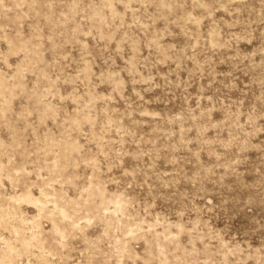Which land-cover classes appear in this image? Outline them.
I'll return each mask as SVG.
<instances>
[{"label":"rangeland","instance_id":"1","mask_svg":"<svg viewBox=\"0 0 264 264\" xmlns=\"http://www.w3.org/2000/svg\"><path fill=\"white\" fill-rule=\"evenodd\" d=\"M0 264H264V0H0Z\"/></svg>","mask_w":264,"mask_h":264}]
</instances>
